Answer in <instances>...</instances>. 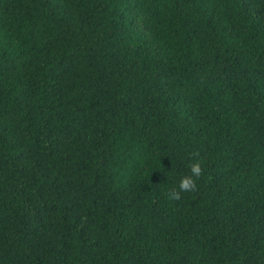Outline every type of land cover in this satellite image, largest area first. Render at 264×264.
Returning a JSON list of instances; mask_svg holds the SVG:
<instances>
[{"label": "trees", "instance_id": "1", "mask_svg": "<svg viewBox=\"0 0 264 264\" xmlns=\"http://www.w3.org/2000/svg\"><path fill=\"white\" fill-rule=\"evenodd\" d=\"M0 264H264V0H0Z\"/></svg>", "mask_w": 264, "mask_h": 264}]
</instances>
